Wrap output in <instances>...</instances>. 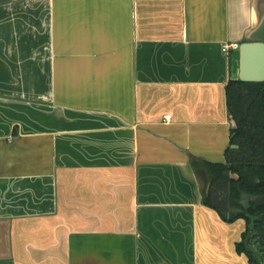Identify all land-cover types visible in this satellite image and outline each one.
<instances>
[{
	"label": "crops",
	"instance_id": "crops-1",
	"mask_svg": "<svg viewBox=\"0 0 264 264\" xmlns=\"http://www.w3.org/2000/svg\"><path fill=\"white\" fill-rule=\"evenodd\" d=\"M263 19L264 0H0V264H254L238 215L259 197L211 165L236 126L223 45Z\"/></svg>",
	"mask_w": 264,
	"mask_h": 264
},
{
	"label": "trees",
	"instance_id": "trees-1",
	"mask_svg": "<svg viewBox=\"0 0 264 264\" xmlns=\"http://www.w3.org/2000/svg\"><path fill=\"white\" fill-rule=\"evenodd\" d=\"M229 111L236 121L232 129L231 144L227 150V163L212 164L216 178L231 182L232 198L243 193L259 200L241 205L238 216L247 219L243 239L237 250L245 252L251 262H264V81L245 82L231 79L228 88ZM238 147L233 148L231 145ZM233 172L236 177L229 174Z\"/></svg>",
	"mask_w": 264,
	"mask_h": 264
},
{
	"label": "water",
	"instance_id": "water-1",
	"mask_svg": "<svg viewBox=\"0 0 264 264\" xmlns=\"http://www.w3.org/2000/svg\"><path fill=\"white\" fill-rule=\"evenodd\" d=\"M238 76L245 82L264 81V19L253 31L249 39L240 44L236 49Z\"/></svg>",
	"mask_w": 264,
	"mask_h": 264
},
{
	"label": "built area",
	"instance_id": "built-area-1",
	"mask_svg": "<svg viewBox=\"0 0 264 264\" xmlns=\"http://www.w3.org/2000/svg\"><path fill=\"white\" fill-rule=\"evenodd\" d=\"M240 43L239 42H234V43H224L223 45V50L225 52H228L231 48L237 49L239 48ZM167 118L170 119L171 115H167Z\"/></svg>",
	"mask_w": 264,
	"mask_h": 264
},
{
	"label": "rangeland",
	"instance_id": "rangeland-1",
	"mask_svg": "<svg viewBox=\"0 0 264 264\" xmlns=\"http://www.w3.org/2000/svg\"><path fill=\"white\" fill-rule=\"evenodd\" d=\"M258 26H259V25H258ZM258 26H257V27H258ZM257 27H255V28H254V29L251 31V33H250V34H252V33H253V31H254V30L257 28Z\"/></svg>",
	"mask_w": 264,
	"mask_h": 264
},
{
	"label": "flooded vegetation",
	"instance_id": "flooded-vegetation-1",
	"mask_svg": "<svg viewBox=\"0 0 264 264\" xmlns=\"http://www.w3.org/2000/svg\"><path fill=\"white\" fill-rule=\"evenodd\" d=\"M262 264H264V262Z\"/></svg>",
	"mask_w": 264,
	"mask_h": 264
}]
</instances>
